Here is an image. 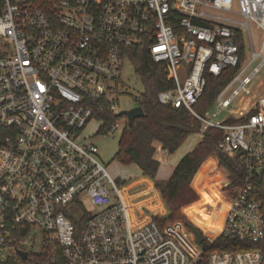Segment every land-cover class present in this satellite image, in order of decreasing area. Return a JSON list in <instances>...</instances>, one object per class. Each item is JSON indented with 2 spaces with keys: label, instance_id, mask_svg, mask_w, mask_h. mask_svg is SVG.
Instances as JSON below:
<instances>
[{
  "label": "built area",
  "instance_id": "2783aa9c",
  "mask_svg": "<svg viewBox=\"0 0 264 264\" xmlns=\"http://www.w3.org/2000/svg\"><path fill=\"white\" fill-rule=\"evenodd\" d=\"M252 28L262 35L258 52ZM237 38L244 56L245 40L250 45L247 64L239 63ZM137 51L163 64L174 84L157 95L159 104L200 122L194 142L210 128L222 131L218 148L243 172L242 188L223 193L219 233L199 228L200 245L180 223L159 225L142 205L148 198L131 204L134 187L124 194L95 157L97 135L124 127L117 120L103 134L102 116L121 118L122 71ZM263 52L264 0H0V264H25L17 251L28 256L31 245L58 250L65 264H197L219 237L257 245L263 204L250 181L264 180V93L230 118L239 123L213 121L194 106L205 71L237 70L214 100L218 110L251 96ZM135 103L141 107L140 96ZM93 121L99 127L90 140L84 132ZM230 185L227 174L223 190ZM87 203L100 210L90 214ZM208 264H264V253L214 251Z\"/></svg>",
  "mask_w": 264,
  "mask_h": 264
},
{
  "label": "trees",
  "instance_id": "16d2710c",
  "mask_svg": "<svg viewBox=\"0 0 264 264\" xmlns=\"http://www.w3.org/2000/svg\"><path fill=\"white\" fill-rule=\"evenodd\" d=\"M234 42L239 47V63L241 64L244 59L243 41L241 38H237ZM129 57L131 62L136 65L135 71L143 86L140 104L144 114L142 117L135 119L130 127L125 123L113 160L123 165H136L141 177L148 178L154 183V187L159 191L167 210V215L164 218L156 219L159 225L164 226L167 222H180L189 233H193L195 228L182 214V209L198 201V196L191 189L190 184L197 172V175L204 173L205 165L210 160L202 167L201 165L209 157L215 156L218 166L229 174L231 180V185L225 188L223 193L232 195L243 186V172L240 163L237 160L228 158L218 148L223 132L210 128L202 134L196 146L179 160L167 180H157L156 175L160 163L155 159L156 144H160L163 151L168 155H172L190 136L200 131L201 124L185 108L175 109L159 104L157 95L174 87V84L166 78L163 64L154 63L146 52L137 51L131 53ZM236 71L234 68H227L219 76H213L207 71L204 72L206 83L201 97L194 106L196 113L199 115L205 114V111L210 108L218 93L230 81ZM103 117L106 120V126L102 133L105 134L107 125L117 121L118 118L115 115ZM241 121L230 119L227 122L239 123ZM3 134H6V131L0 129V137ZM213 169L216 170V168ZM216 172L218 177L216 185H218L224 176H222L220 171L216 170ZM116 183L120 184L118 181ZM250 186V193L263 204L264 215V180L253 179L250 181ZM215 190L218 192L216 188ZM147 193L146 191L142 194ZM197 203L187 208L196 207ZM163 204L159 201V198H155L153 205L149 209L151 212L163 214ZM246 249H258L264 253V237L254 246L238 245L237 243L235 245L229 239L219 237L209 249L203 252L197 264H208V256L214 251ZM25 264L65 263L58 250H53L52 247L43 245L38 252L28 254Z\"/></svg>",
  "mask_w": 264,
  "mask_h": 264
},
{
  "label": "rangeland",
  "instance_id": "374dc122",
  "mask_svg": "<svg viewBox=\"0 0 264 264\" xmlns=\"http://www.w3.org/2000/svg\"><path fill=\"white\" fill-rule=\"evenodd\" d=\"M250 36L252 39V46L255 52H258L260 49L261 41H262V35L257 32L254 28L250 31ZM264 55V52H263ZM245 63H249L251 60V49L250 45L245 40V56H244ZM258 64V61L253 65L256 66ZM121 79L124 83V85L127 88L126 95L123 96L120 99L119 106L117 107L118 111H125L130 110L134 107H136L135 98H138L143 93V86L139 79V77L136 74L135 68L133 64L130 61L125 62L124 68L122 71ZM249 92L251 93V96H247L245 94H241L239 98H237L231 106L225 110L220 111L217 108V104L213 102V104L208 108L205 113L208 114V116L213 119V121L220 122L224 121L230 118H237L239 117L243 112V108L247 105L248 101L252 98H257L264 93V69L260 71L259 74L256 75V77L253 79L251 85L249 86ZM216 114L215 118H213V115ZM118 121L121 122V124L125 125V118L121 117L118 119ZM99 127V122L93 121L91 122L86 130L85 135L88 136V139H94V133L97 131ZM98 137L94 141V145L97 149L95 157L100 162L102 166L105 167L106 171L108 172L109 176L114 180L120 182L119 186L121 190H123L125 187L133 188L132 190H129L126 196V199L128 201L131 200V204L135 205L146 198H149L151 194L143 195L142 193H139L142 188L145 187L143 184H132V182H135L141 178L139 169L134 164L129 165H123L117 161L113 160V157L118 149V144L121 136V132L118 130L115 133L109 134V135H97ZM195 136H190L184 144L172 155L167 157V165L170 167H173L176 163H178L179 159L187 152L191 150V148L196 146V144L199 142L200 138H197L194 142ZM215 159L216 161H213ZM210 160L206 165L204 169V175L203 176H194L193 180L191 181L190 187L191 189L196 193L198 196V203L196 207L192 208H183L182 214L184 215L183 211L185 210V217L188 220L190 224L196 229L199 230V228H205L208 230H211L213 233H217V231L220 229L221 222H222V216L220 215V212L215 210L222 201L223 197V187L225 184V179L227 176V172L220 168L218 166V161L215 156H211L201 165V167ZM200 167V168H201ZM199 168V170H200ZM213 168H216L217 171H220L222 173V176H224L216 185L217 182V175L216 170ZM198 170V171H199ZM214 170V171H213ZM136 185V186H135ZM215 188L218 190V192L215 190ZM128 188H125L123 190L124 194H126ZM153 193V198L151 197L148 201H145L142 203L147 209H149L150 206L153 205L155 197H154V191L151 189V186L149 187L148 191ZM142 194V195H141ZM156 203V202H155ZM163 203V202H162ZM130 208H133V206H130ZM86 210L90 214H96L100 208L99 207H93L89 203H87ZM150 210V209H149ZM151 211V210H150ZM137 216V213H134ZM158 217L164 218L166 215L163 214H157ZM150 215V214H149ZM174 224V223H180V222H167V224ZM181 224V223H180ZM38 234V237H40V234ZM25 249H28L30 251L38 252L41 247L39 245H31L26 247Z\"/></svg>",
  "mask_w": 264,
  "mask_h": 264
},
{
  "label": "crops",
  "instance_id": "0c3cea01",
  "mask_svg": "<svg viewBox=\"0 0 264 264\" xmlns=\"http://www.w3.org/2000/svg\"><path fill=\"white\" fill-rule=\"evenodd\" d=\"M194 148V146L191 148V150ZM190 150V151H191ZM189 151V152H190ZM188 153V152H187ZM186 154V153H185ZM184 154V155H185ZM183 155V156H184ZM168 156H170V155H168L165 151H163L162 149H161V146H160V144H156V154H155V159L160 163V166H159V169H158V172H157V175H156V179L157 180H159V181H162V180H167L170 176H171V174H172V171H173V169H174V167L176 166V164L173 166V167H170L169 165H167V157ZM182 156V157H183ZM181 157V158H182ZM180 158V159H181ZM179 159V160H180ZM213 161H216L215 159H213ZM179 162V161H178ZM203 174H198L197 176H202ZM143 182V183H142ZM132 184H143V185H145V187L144 188H142L141 190H140V192L139 193H144V192H146V191H148V189H149V187L151 186V189L154 191V197L155 198H159V201L162 203V199H161V196H160V193H159V191L154 187V183L151 181V180H149L148 178H143V177H141L139 180H137V181H135V182H132ZM136 186V185H135ZM130 187V186H129ZM129 187H127V188H129ZM150 194H151V196H152V198H153V193L152 192H150ZM163 204V203H162ZM163 207H164V214L163 215H166L167 214V210H166V208H165V206H164V204H163ZM183 213H184V215H185V210L183 211Z\"/></svg>",
  "mask_w": 264,
  "mask_h": 264
},
{
  "label": "water",
  "instance_id": "95a60500",
  "mask_svg": "<svg viewBox=\"0 0 264 264\" xmlns=\"http://www.w3.org/2000/svg\"><path fill=\"white\" fill-rule=\"evenodd\" d=\"M143 110L140 106H136L130 110H125V111H121L118 113V117H124L126 119V123L127 125L130 127L133 124V121L139 117L143 116ZM193 235L194 238L196 240V243L198 245L203 243V238L200 234V232L198 231V229H194L193 230ZM18 256L21 258L22 261H26L27 259V253L23 252V251H17Z\"/></svg>",
  "mask_w": 264,
  "mask_h": 264
},
{
  "label": "bare ground",
  "instance_id": "6f19581e",
  "mask_svg": "<svg viewBox=\"0 0 264 264\" xmlns=\"http://www.w3.org/2000/svg\"><path fill=\"white\" fill-rule=\"evenodd\" d=\"M225 207H226V203L222 197V201L220 202L219 206L217 208H215V210L220 212V215L222 216V220H223V215L225 213ZM219 231H220V229L217 231V233H219Z\"/></svg>",
  "mask_w": 264,
  "mask_h": 264
}]
</instances>
